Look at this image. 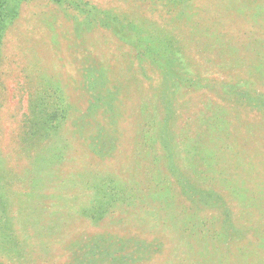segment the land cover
Returning a JSON list of instances; mask_svg holds the SVG:
<instances>
[{
  "label": "rangeland",
  "instance_id": "rangeland-1",
  "mask_svg": "<svg viewBox=\"0 0 264 264\" xmlns=\"http://www.w3.org/2000/svg\"><path fill=\"white\" fill-rule=\"evenodd\" d=\"M0 264H264V0H0Z\"/></svg>",
  "mask_w": 264,
  "mask_h": 264
}]
</instances>
